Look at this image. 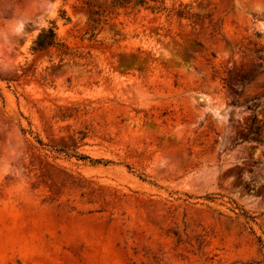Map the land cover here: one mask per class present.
Segmentation results:
<instances>
[{
  "label": "rangeland",
  "instance_id": "1",
  "mask_svg": "<svg viewBox=\"0 0 264 264\" xmlns=\"http://www.w3.org/2000/svg\"><path fill=\"white\" fill-rule=\"evenodd\" d=\"M88 1L0 0V264H264V0Z\"/></svg>",
  "mask_w": 264,
  "mask_h": 264
},
{
  "label": "trees",
  "instance_id": "2",
  "mask_svg": "<svg viewBox=\"0 0 264 264\" xmlns=\"http://www.w3.org/2000/svg\"><path fill=\"white\" fill-rule=\"evenodd\" d=\"M115 3H121V2H117V0H115ZM87 4L90 7H93V9L91 8V21L96 22L98 20V18L96 17V11L94 10V4L91 0L87 2ZM51 47H57L59 49V51L61 52V54H69V46L67 44H65L64 42L60 41L58 38V34L55 30L54 27H49V28H44L42 29V31L38 34L37 38L34 41V45H33V50L34 51H45L50 49ZM263 126L259 125V124H253L250 126V129L248 131V136L251 134L254 135H259L261 133ZM84 157H88V156H84Z\"/></svg>",
  "mask_w": 264,
  "mask_h": 264
}]
</instances>
